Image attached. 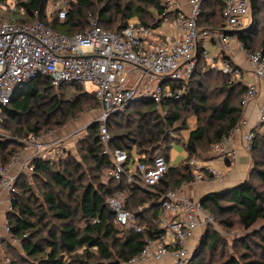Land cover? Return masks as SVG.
<instances>
[{"label": "trees", "instance_id": "16d2710c", "mask_svg": "<svg viewBox=\"0 0 264 264\" xmlns=\"http://www.w3.org/2000/svg\"><path fill=\"white\" fill-rule=\"evenodd\" d=\"M7 1L0 0V12L4 13L0 20L28 23L37 12L44 26L68 36L87 29L89 16L96 20L100 29L110 33L120 32L131 18L153 29L159 28L167 18L162 17L157 0H130L125 4H122L123 0H75L72 10L62 21L47 19V0L16 2L20 13L15 14L10 13ZM222 9L223 0H203L197 26L200 29H221ZM250 14V25L230 35L244 52L257 54L256 47H264V35L257 42L251 24L258 15H264V0H251ZM210 70L213 69L207 66L199 51L182 99L162 102L158 106L141 101L135 104L136 109L130 110L134 105H128L107 120L106 129L112 137L108 144L111 151H122L128 162L137 159L148 163L160 156L169 163L172 142L187 129L188 119H195V127L181 143L185 158L176 166H170L152 192L128 186L125 179L115 181L109 177L105 185L82 184L81 162L89 163L99 174L111 168L110 158L103 154L98 124H94L87 128L84 138L76 142L81 162L69 157L64 162L58 161L55 166L57 162L50 159L33 160L35 174L31 176L32 182L44 186L40 205L33 206L37 201L31 193L29 177H18L16 191L10 199L11 211L6 214L9 240L1 243L12 246L10 241L18 240L24 256L36 259L25 264H118L138 255L146 241L156 233L154 221L160 211L159 195L192 183L186 163L190 159L206 160L212 146L237 124L241 116L244 85L230 82L228 75L219 73L220 86L209 90L207 74L213 72ZM61 87H74L80 93L70 101H63L58 96ZM81 91L73 84L55 88L47 78L39 76L19 85L10 103L1 110L0 129L9 132L11 139L0 137V168H8L13 157L22 152L21 140L59 129L75 115L93 110L95 106L98 108L95 100ZM214 92L221 95L217 104L209 101L210 93ZM186 115L190 116L187 118ZM249 154L250 168L241 183L233 189L209 193L199 199L200 206L212 214L216 225L223 229H232L236 224L249 230L264 222V133L255 134ZM118 194L123 195L122 210L132 214L141 225H146L147 230L127 232L115 223V214L107 201ZM144 205H148V209L140 212L139 208ZM80 219L85 221L83 227L76 224ZM258 232L259 248L264 254V227ZM217 241V231L208 228L187 264H210L200 258L204 251L212 250ZM243 247L247 248L245 243ZM11 264L18 263L12 261ZM218 264H264V257L250 260L247 255L229 256Z\"/></svg>", "mask_w": 264, "mask_h": 264}, {"label": "built area", "instance_id": "2783aa9c", "mask_svg": "<svg viewBox=\"0 0 264 264\" xmlns=\"http://www.w3.org/2000/svg\"><path fill=\"white\" fill-rule=\"evenodd\" d=\"M157 1L162 8V17L172 20L175 35L170 38H161L158 28L146 27L135 18L129 19L120 32L110 33L100 29L96 20L89 16L88 28L71 36L57 34L44 26L37 12L28 23L0 20V118L2 108L14 95L13 90L37 76L47 78L55 88L66 84L79 86L98 105L95 122L99 140L103 154L111 161L107 176L115 181L125 179L128 186L152 192L167 174L169 163L160 156L148 163L137 159L128 162L122 151H111L108 144L112 137L106 129L107 120L133 101H150L158 106L162 102L182 99L199 51L202 58L210 62L209 68L228 75L233 81L239 77L241 69L231 57L239 52L244 54L250 72V81L244 83L242 113L237 124L212 146L211 151L228 165L235 163L238 155L233 139L240 136L243 149L249 153L256 129L264 131V58L260 53L244 52L229 34L247 27L249 0H223V27L218 30L197 26L203 0H185L187 11L180 8L179 0ZM74 3L75 0H47V19L64 20ZM9 9L10 13H20L15 5ZM205 44L214 46L218 59L213 58ZM86 85L93 87L90 93L85 91ZM254 103H257L256 116L250 127L244 114ZM87 125L54 140L48 133L20 141L22 152L13 157L8 168L0 169V202L4 194L7 211L11 210L10 199L16 191L18 177L31 178L35 174L33 160L45 161L53 154L69 151V145ZM24 155L26 158L22 159ZM186 165L194 184L205 180L221 183L226 178L206 160L190 159ZM13 167L17 168L16 172L10 171ZM122 202L121 194L107 201L115 214V223L127 232L147 230L146 225H141L132 214L122 210ZM158 203L160 211L154 221L156 233L146 241L138 255L118 264H151L165 259H169L170 264H187L193 252L189 241L199 240L210 227L217 229L214 216L203 209L198 200L182 198L177 191L167 190L159 195ZM147 209L148 205H144L139 211ZM0 230V242L9 240L6 220L0 221ZM10 242L18 243L16 240Z\"/></svg>", "mask_w": 264, "mask_h": 264}, {"label": "rangeland", "instance_id": "374dc122", "mask_svg": "<svg viewBox=\"0 0 264 264\" xmlns=\"http://www.w3.org/2000/svg\"><path fill=\"white\" fill-rule=\"evenodd\" d=\"M27 0H9L7 1L6 5L7 6H13L16 4V2H25ZM130 0H123L122 4H125ZM4 14V13H3ZM5 16V15H4ZM172 20L171 19H165L161 24L160 27L158 28L161 34H166L167 31H170V25H171ZM247 27L251 23V14L247 18ZM254 27V31H256V40L257 42L262 38L264 35V15L260 14L257 16L256 21H254L251 24ZM205 48L209 52H214L215 48L212 45H207L205 44ZM255 51H257V54L260 53L261 57H263L264 54V47L258 48L256 47ZM242 55V61H237L241 66L243 64H247L245 56L243 53H240ZM235 56H233L234 58ZM207 65H210V62H207ZM239 66V65H238ZM213 72H210L207 74L209 76V79H207V85L210 90V88H213L214 86H218L221 82V72L217 71L216 69L210 70ZM212 75V76H211ZM245 72L240 71L239 77L234 79L233 81L230 80V82L233 83H241L244 85L245 83ZM220 86V85H219ZM82 89V88H81ZM86 92L90 93L93 90V87L90 85H86L84 88ZM80 91H76L74 87H61V89L58 90V96L60 99L63 101H70L72 100ZM84 93L83 89L81 91V94ZM90 98V96H89ZM92 99V98H90ZM221 100V95L218 92L210 93L209 95V101L210 103L217 104ZM138 102L133 101L129 105H134L130 107V110H134L137 107H135V104ZM190 115H186L188 118ZM98 117V108L95 106L93 110H85L81 112L80 114L75 115V118L67 122L63 127L59 129H54L48 133L52 135L53 138L61 137L65 134H68L70 131L73 129H77L80 127H84L87 124V127H85V130L80 134V136L72 142V144L69 147V151H63V152H58L56 154H53L52 156L49 157L51 162H57L55 166H58V161H66L67 158L72 157L73 160L77 162H81L80 155L78 153V147H77V141L81 138H84L85 132L87 128L93 126L94 124H97L95 122L96 118ZM107 123V122H106ZM195 127V119L194 118H189L187 122V129L181 132L177 139L172 142V149L177 146L179 149H182V141L186 139V136L188 135L189 131ZM258 134H263L264 131L261 129H256ZM46 133V134H48ZM45 135V134H44ZM0 137L3 139H11L9 132L0 129ZM78 141V142H79ZM250 153V152H249ZM250 155V154H249ZM196 160H200L196 159ZM81 172L84 174V180L82 184L86 185L87 183L93 184L95 187H97L99 184H107L108 182V176L106 172L102 171L100 174L98 172H95L92 167L89 165V163L81 162ZM221 165H223V162L221 160ZM1 169V168H0ZM31 182V193L34 197V200L37 202L33 205L34 207L38 206L41 204V193L43 192L44 186H38V184L33 183L32 179H28ZM183 188L181 187L178 190H175L177 192H181ZM4 218L6 220L7 216L6 214L9 213L10 211H7L6 208L4 209ZM54 222V221H52ZM85 221L83 219H80L77 221V225L79 227L84 226ZM55 224H57L55 222ZM264 227V222H259L258 224L254 225L252 228L249 230H244L240 227H238L236 224L232 229H223L222 227H219L217 225V233H218V241L216 245L213 247V249H209L208 251H204V254L200 258L203 262L207 263L209 262L210 264H218L224 259H226L229 256H234V257H240L242 255H247L249 256L250 260H259L263 259L264 254L261 253V250L259 248V238L257 237V234L259 233L262 228ZM126 231V230H125ZM201 236L199 237L200 240ZM196 239V245L194 249L197 246V243L199 241ZM2 242V241H1ZM0 242V264H11L12 261H15L18 264H25V262H35L33 260L36 259H28L26 256L21 251V244L17 240L16 245L10 246L9 244L3 245ZM243 243H245L246 247H243ZM192 249V251H194Z\"/></svg>", "mask_w": 264, "mask_h": 264}, {"label": "crops", "instance_id": "0c3cea01", "mask_svg": "<svg viewBox=\"0 0 264 264\" xmlns=\"http://www.w3.org/2000/svg\"><path fill=\"white\" fill-rule=\"evenodd\" d=\"M179 4H180V8L184 11L188 10V6L186 4L185 0H179ZM175 35V29L172 27V25H170V31H167L166 34H162L161 38H170L172 36ZM214 59H218L217 57V52H209ZM233 56H235L233 58ZM231 57V61L236 64L238 67H240V69L242 71L245 72V82H249L250 81V72H249V65L248 63L243 64L242 66L237 62V61H242V55L237 52L235 53ZM256 106L257 103L252 104L248 110H246L245 112V117L248 119L249 121V126L251 127V125L254 123L255 121V116H256ZM188 136V135H187ZM186 136V138H187ZM60 137L57 138H53L51 136V139H58ZM233 145L236 148L237 151V160L235 163L232 164H227L225 162L224 159L222 158H218L217 156L213 155V153L211 152L209 154V156L206 159V161L210 162L212 165H214L216 168H218L219 170H221L226 178L223 182L219 183V182H212L209 180H205L203 183L200 184H194V183H189V184H184L182 186V190L181 192L179 191L178 194L180 197L182 198H187L190 200H198L209 193H215V192H222V191H226V190H230L232 188H234L235 186H237L239 183H241L247 176L248 170L250 168V155L248 152H246L243 147H242V143L240 140V136H235L233 139ZM70 146V145H69ZM26 155H24L22 157V159H25ZM185 158V153L183 151V149H179L177 146H175L173 149L171 148V151L169 153V164L170 166H176L180 161H182ZM204 160V159H201ZM221 160L223 162V165H221ZM17 168L13 167L11 168V172H16ZM4 199H5V195L2 194L1 195V201L0 202V221H4L5 220V214H4V209L6 208V205L4 203ZM0 235H1V230H0ZM190 249H194L195 245H196V238L189 241L188 243ZM151 264H170V260L169 259H165L162 262H158V263H151Z\"/></svg>", "mask_w": 264, "mask_h": 264}, {"label": "water", "instance_id": "95a60500", "mask_svg": "<svg viewBox=\"0 0 264 264\" xmlns=\"http://www.w3.org/2000/svg\"><path fill=\"white\" fill-rule=\"evenodd\" d=\"M249 4H251V0H249ZM230 34V33H229ZM17 90V87L13 90V94L15 93V91ZM233 189V188H232Z\"/></svg>", "mask_w": 264, "mask_h": 264}]
</instances>
